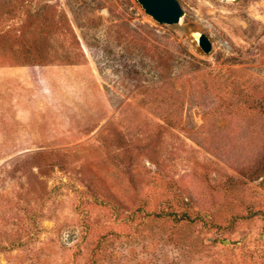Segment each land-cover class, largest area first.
<instances>
[{
	"label": "rangeland",
	"instance_id": "374dc122",
	"mask_svg": "<svg viewBox=\"0 0 264 264\" xmlns=\"http://www.w3.org/2000/svg\"><path fill=\"white\" fill-rule=\"evenodd\" d=\"M178 1L0 0V264H264V0Z\"/></svg>",
	"mask_w": 264,
	"mask_h": 264
},
{
	"label": "crops",
	"instance_id": "0c3cea01",
	"mask_svg": "<svg viewBox=\"0 0 264 264\" xmlns=\"http://www.w3.org/2000/svg\"><path fill=\"white\" fill-rule=\"evenodd\" d=\"M36 66H0V114L11 94L17 96L20 109L30 104V84L34 81ZM21 118L30 120L29 110H23Z\"/></svg>",
	"mask_w": 264,
	"mask_h": 264
},
{
	"label": "water",
	"instance_id": "95a60500",
	"mask_svg": "<svg viewBox=\"0 0 264 264\" xmlns=\"http://www.w3.org/2000/svg\"><path fill=\"white\" fill-rule=\"evenodd\" d=\"M145 13L150 15L158 23L168 25H180L184 11L178 0H137ZM190 24V23H187ZM184 28V27H183ZM198 47L201 52L208 53L211 50L212 43L209 37L199 31L197 36Z\"/></svg>",
	"mask_w": 264,
	"mask_h": 264
},
{
	"label": "trees",
	"instance_id": "16d2710c",
	"mask_svg": "<svg viewBox=\"0 0 264 264\" xmlns=\"http://www.w3.org/2000/svg\"><path fill=\"white\" fill-rule=\"evenodd\" d=\"M180 219H187V220H193L192 217H190V215L187 213V212H182L181 215H180Z\"/></svg>",
	"mask_w": 264,
	"mask_h": 264
},
{
	"label": "bare ground",
	"instance_id": "6f19581e",
	"mask_svg": "<svg viewBox=\"0 0 264 264\" xmlns=\"http://www.w3.org/2000/svg\"><path fill=\"white\" fill-rule=\"evenodd\" d=\"M180 23H182V20L180 21ZM183 27H184V28H189V27H188V24H184ZM198 34H199V31H196V32L194 33V36H195L196 40H197V36H198Z\"/></svg>",
	"mask_w": 264,
	"mask_h": 264
}]
</instances>
